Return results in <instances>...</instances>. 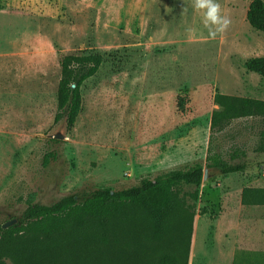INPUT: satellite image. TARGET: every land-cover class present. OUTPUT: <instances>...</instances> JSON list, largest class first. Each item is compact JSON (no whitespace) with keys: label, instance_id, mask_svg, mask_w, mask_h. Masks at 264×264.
Instances as JSON below:
<instances>
[{"label":"rangeland","instance_id":"rangeland-1","mask_svg":"<svg viewBox=\"0 0 264 264\" xmlns=\"http://www.w3.org/2000/svg\"><path fill=\"white\" fill-rule=\"evenodd\" d=\"M253 1L219 0L232 23L209 40L192 0H0V227L18 225L33 204L83 203L99 190H127L198 164L206 173L198 197L194 187L175 189L177 211L193 218L186 245L178 226L148 241L146 215L130 208L53 238L2 234L1 260L156 264L186 253L188 264H264L260 254L241 253V231L227 219L231 208L234 223L241 218L245 190L264 192V122L211 130L217 94L264 101V80L244 66L264 57V33L247 22ZM91 54L103 65L84 84L82 110L67 131L54 123L61 62ZM56 135L63 139L53 142ZM213 153L245 169L229 176L208 169ZM258 215L264 219V207L244 213Z\"/></svg>","mask_w":264,"mask_h":264},{"label":"trees","instance_id":"trees-1","mask_svg":"<svg viewBox=\"0 0 264 264\" xmlns=\"http://www.w3.org/2000/svg\"><path fill=\"white\" fill-rule=\"evenodd\" d=\"M247 22L250 27L264 33V2L255 0L251 3ZM103 65L100 55L66 56L61 62V78L57 93V114L54 123H65L67 131H71L82 110V88L94 78ZM248 72L257 74L264 80V57L253 58L245 64ZM217 110L211 120V130L214 133L224 132L234 121L259 119L264 122V101L245 99L217 94L214 99ZM264 141V131L262 132ZM57 142V141H53ZM55 155L46 158V165ZM208 169H219L223 176H229L243 171V165H229L219 154L209 156ZM204 168L201 165L186 171H176L153 181H143L140 186L122 191L102 189L95 192L83 203H78L75 197H69L53 204L28 206L22 215V220L16 226L3 230L0 236L19 234L42 235L53 238L74 227H87V223L108 224L125 216L130 208H138L146 215V224L150 233L146 239L151 242H161L170 235L172 229L184 231L185 245L188 243L192 230L193 218L186 212L177 211L175 189L181 185L195 188L194 196L198 197L204 178ZM249 192V193H248ZM242 194V204L245 206H264V192ZM186 253L180 256L166 254L160 257L156 264H188ZM184 258V259H183ZM0 264H7L0 259Z\"/></svg>","mask_w":264,"mask_h":264},{"label":"crops","instance_id":"crops-1","mask_svg":"<svg viewBox=\"0 0 264 264\" xmlns=\"http://www.w3.org/2000/svg\"><path fill=\"white\" fill-rule=\"evenodd\" d=\"M248 207L249 206L243 205L242 200H240L239 206H237L236 209H238L239 214L242 215L241 218L238 219L236 223H234V213L237 211H235L234 208H231V211L228 210L227 219L230 220V218L233 217V225L241 231V235L236 242L240 247L239 249H243L241 253L252 252L255 254H260V256L264 257V219L258 215L256 219L251 221L249 217L244 216V213ZM252 207L258 210L264 206Z\"/></svg>","mask_w":264,"mask_h":264},{"label":"clouds","instance_id":"clouds-1","mask_svg":"<svg viewBox=\"0 0 264 264\" xmlns=\"http://www.w3.org/2000/svg\"><path fill=\"white\" fill-rule=\"evenodd\" d=\"M192 8L202 14V24L207 29V38L215 40L231 26V19L222 13L219 0H192ZM189 34L193 31L187 29Z\"/></svg>","mask_w":264,"mask_h":264},{"label":"water","instance_id":"water-1","mask_svg":"<svg viewBox=\"0 0 264 264\" xmlns=\"http://www.w3.org/2000/svg\"><path fill=\"white\" fill-rule=\"evenodd\" d=\"M62 139H63V137H62L61 135H56V136H54V140H58V141H59V140H62ZM203 179L206 180V173H205ZM14 223H15V221L9 222V223L3 225V226H2V229H3V230H6V229L10 228Z\"/></svg>","mask_w":264,"mask_h":264}]
</instances>
